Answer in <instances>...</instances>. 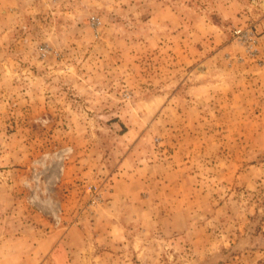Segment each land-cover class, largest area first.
<instances>
[{
  "label": "rangeland",
  "instance_id": "obj_1",
  "mask_svg": "<svg viewBox=\"0 0 264 264\" xmlns=\"http://www.w3.org/2000/svg\"><path fill=\"white\" fill-rule=\"evenodd\" d=\"M9 254L264 264V0H0Z\"/></svg>",
  "mask_w": 264,
  "mask_h": 264
},
{
  "label": "crops",
  "instance_id": "obj_2",
  "mask_svg": "<svg viewBox=\"0 0 264 264\" xmlns=\"http://www.w3.org/2000/svg\"><path fill=\"white\" fill-rule=\"evenodd\" d=\"M18 252V253H23L25 252L23 249H10L9 247V253H13V252ZM33 259V258H32ZM34 260V259H33ZM31 261L27 258V255H24V254H19V255H16V256H12L9 254V264H34L35 261Z\"/></svg>",
  "mask_w": 264,
  "mask_h": 264
}]
</instances>
